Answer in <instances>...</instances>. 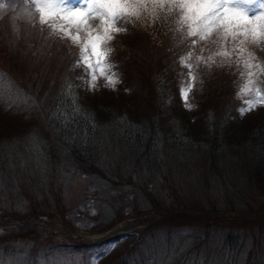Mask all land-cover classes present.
<instances>
[{
	"label": "trees",
	"instance_id": "16d2710c",
	"mask_svg": "<svg viewBox=\"0 0 264 264\" xmlns=\"http://www.w3.org/2000/svg\"><path fill=\"white\" fill-rule=\"evenodd\" d=\"M0 4L12 7L8 11L0 9V83L8 87L7 91L14 92L15 86L21 89L18 94H7L0 89V132L7 131L6 137L0 138V184L5 183L7 177L24 174L25 188L36 193L46 191L43 197L48 198V191L57 183L60 190L57 198L62 205L57 208L52 204L54 218L72 220L75 223L70 224H76L81 221L76 222L74 217L84 216V207L80 203H86L88 198L84 194L70 197L72 207L68 206L64 190L67 179L64 169L68 166L74 172L73 177L76 174L86 178L92 182L90 190L99 192L97 200L90 203L102 209L101 218L94 220L91 227L82 228L90 234L106 232L121 222L117 219L118 215H123L121 204L114 201L119 196L118 191L130 195L140 188L147 194L130 180L148 183L149 177H154L161 183L162 190H166L167 185L171 188L184 186L183 172L193 161V155L192 159H186L178 151L182 147L187 153L198 147L205 149L204 161H208V165L197 167L198 173L195 170L198 174L193 182L196 190L207 191L212 188L211 181L216 180L214 185L221 184L227 189L229 198L230 188L241 186L245 180L239 179L248 172L250 182H257V177L263 179L261 188L264 189V128L259 126L264 121V107L259 110L258 117H242L239 109L247 107L246 101L250 98L238 96L242 82L247 81L248 71L256 73L262 82L260 87L264 88V73L256 68L246 69L243 62L251 52L257 59L250 62L264 65V43L247 44L241 57L236 41L230 46L232 49L224 51L229 55L219 53L210 59L211 62L206 60L210 71L200 67L202 84H199L198 92H194L193 101L189 99L192 107L187 110L177 94L189 78L184 63H181L186 58L185 52L189 53V47L182 39L184 32L178 30L177 17H164L163 23L156 24L152 32L140 29L145 27V21L140 18L135 17L132 25L125 23L129 25L122 28L134 32L135 36L129 38L131 34H128L121 41L109 40L107 47L115 51V57L118 45L126 46L128 56L121 55L126 61L125 66L129 69L132 65L138 66V75L123 84L120 92L103 89L92 94L84 79H80L85 76L84 69L73 67L78 59L76 45L69 39L68 43L63 41L60 36L52 39L48 36L42 41L46 31H36L33 19L23 13L22 4L17 0H0ZM23 27H28L26 34L22 33ZM155 28H158L157 32ZM38 70L44 72L45 80ZM26 72L34 75L32 90L24 81ZM11 97L15 104L9 106ZM74 106L80 111L74 112ZM14 120H21V124L17 123L15 131H11L9 127ZM18 146H23L22 150H17ZM111 156H116L119 162L127 156L130 165L127 161L124 163L127 169L120 164V167L102 165L109 161L106 157ZM237 161L246 163L241 178H235L231 173ZM210 174L213 180L207 179ZM112 175L113 183L108 179ZM50 201L54 203L53 198ZM35 204L37 209L39 206L48 208L37 201L32 207ZM28 214L23 218L27 220L24 223L26 229L31 228L30 233L26 230L25 234L0 241L3 244L0 246V264H65L67 261L68 264H210V256L213 264H236L239 254L240 234L234 238V226L227 232L225 243L213 247L212 252L204 253L201 246L195 253L194 263L191 261L194 251L188 242L198 237V232L187 234L183 224L178 228L151 227L144 248H123L132 235L119 237L113 247H109V242L77 246L56 244L48 238L38 241L32 232L35 223L31 221L38 220L34 215L27 217ZM23 222L19 220V223ZM242 230L245 232L241 235L250 240L253 236L250 224H244ZM203 231L208 240L221 232L220 229L213 231L208 224L204 230L201 228L200 232ZM234 240L237 242L231 245Z\"/></svg>",
	"mask_w": 264,
	"mask_h": 264
},
{
	"label": "rangeland",
	"instance_id": "374dc122",
	"mask_svg": "<svg viewBox=\"0 0 264 264\" xmlns=\"http://www.w3.org/2000/svg\"><path fill=\"white\" fill-rule=\"evenodd\" d=\"M143 2L146 8H138V16H129L127 19H121L116 23V27L122 28L129 25L125 23H131L132 25V21L136 17L140 18V20L142 19L145 21V27L142 26L140 27V29L146 28L151 30L152 32L156 24L163 23L162 21L164 17H167V19H170L171 17L178 18V15L175 12L171 14L168 12L167 6L165 8H160L153 3V0H143ZM260 3H264V0H258L257 5L253 6L257 9V11L260 10ZM3 6L4 11L12 9L11 6ZM32 21L35 23V25L33 26L36 31H39L41 29L43 31H46V36L42 39V41H44V39H46L48 36L51 39L55 36H59L50 35L49 29L39 24L38 17L33 19ZM99 23L100 21L98 19L88 21V25L90 26L89 30L91 31L95 29L99 25ZM27 31L28 27L22 28L23 34H26ZM155 31L157 32L158 28H155ZM131 32H129L128 29H125V31L119 33L112 32L111 35L113 39H111L110 41H121L128 34H131L129 38H133L135 34L134 32ZM80 35L83 36L84 32H81ZM217 35L218 33L214 32L210 37L204 40H201L198 37H186L185 35L182 37V39L186 40L184 42L186 43V45H188V52L190 53H187V51L185 52L186 58L190 56V59L188 61H190L189 63L191 65V68L188 67L187 69L189 78L184 85V87H188L189 85L191 86L190 90L187 93L188 103L190 98V100L193 101L194 92H198V86L199 84H202L203 76H200V67H202V69L206 72L210 71V66L207 62L205 63V61L208 60L209 62H211L210 59L212 57H214L216 54L218 55L219 53L224 52L226 49H232L230 48V46H233V44L235 43L231 41V39H229L228 42L217 43L215 42L217 40ZM64 40L67 43L69 42L67 41L68 39H63V41ZM193 41L195 42L193 43ZM114 53L115 51L112 49L107 57V62L113 65L111 71L117 74L119 82L115 84L114 88L106 87L105 85L108 83V81L106 80L105 76L100 74L103 71V69H100L95 73L97 77L95 81V88L90 89L88 87L92 94L96 93L95 91L100 92L103 89H113L116 92H120L123 84L129 83L135 78L136 75H138V66H136L135 68V65H132L130 69L125 66L126 61L124 57L128 56L126 54V46L118 45V54L115 55V57L113 56ZM121 55H123L124 57ZM218 62L223 61L219 60ZM43 73L44 72L38 70V74L42 76V80H45L44 75H42ZM24 75H27L24 80L27 87L31 86L30 89L32 90V82L35 79L34 75L28 72H26V74ZM246 82L247 81H245V83ZM242 84L244 83L242 82ZM13 88L14 92L17 94L19 93V91H21V89H18L16 86ZM0 89L2 92H6L8 87L3 83H0ZM240 91L241 90H239V93ZM14 92L8 90L7 94H12ZM251 96L252 95H242L239 96V98L244 97L246 99H252ZM14 104L15 99L12 98V102L9 104V106H12ZM140 104L142 105V103ZM18 106L19 105H16V107ZM263 107L264 103L258 104L251 111H247L243 115L240 114V116L251 117L252 115H257L256 117H258V112L260 109H263ZM36 116L37 115L32 117L35 118ZM20 121L21 120H14L12 122L13 125L9 127V130L15 131V126L21 124L19 123ZM259 126L261 128H264V121H261L259 123ZM6 132L7 131L0 132V138H5L6 136L4 135ZM235 135L239 136L238 133H236ZM198 141L200 140H196V142ZM22 147L23 146H18L17 150H22ZM182 148L178 150L179 153L185 155L187 157L186 159L188 160L193 158V161L187 168L184 169L183 172L182 180L184 186L171 188L169 187V185H167L164 189H170V191L162 190L163 188L161 183L156 182V178L149 177V181L151 182L148 181V183L130 180V182H133V184H136L143 190H145L147 194H144L140 188L137 193L130 195L122 194L119 191L117 192L119 193V196L114 199V201H117V204H121L120 211H122L123 215H118L117 219H121V223L117 225L113 230L116 231V233L119 235L121 232L120 229L123 227L129 228V231L130 229H132V231H130L129 233V235H132V237L130 238L127 245H122L123 248L127 247L129 249L130 246H142L141 248H144V244H146L149 240V237L146 234L151 227L166 228V226H171L174 228H178L181 224H183L182 226H186L187 234H194L198 232V237L193 238L192 240L190 239V242H188L190 243L189 248L194 251V254L191 256V261L195 263L197 259L195 253L201 249V246L203 247L204 253H207V251L212 252L213 247L225 243L224 240H226L227 232H229L230 228L234 226L236 228L235 232L233 233L234 238H238L240 234V243L238 245L239 254L237 256L236 264H264V189L261 188L263 187V179L257 177V182H250L248 180L250 178L249 172L241 178V172L246 170V163L237 161L234 163L233 171H231L232 176L235 178H241L239 180H245V182L236 189L230 188L229 198L227 197V189L223 188L221 184L214 185L216 180L211 181L212 188L208 189L207 191L196 190L193 182H195V180L197 179V167L201 168L205 165H208V161H204V158H206L205 149L198 147L195 148L194 151L191 150L187 153L186 150ZM163 154L165 155L166 153L163 152ZM194 155L196 156V158H194ZM106 158L109 161L102 162V165L114 164L116 166H119L120 164L122 168H126V166L124 167V163H126V161L130 165V159L127 156H123V160L120 162L116 156ZM162 159L163 157L160 159L161 167ZM262 162H264V160ZM76 167L78 166L76 165ZM65 170L67 179L64 190L65 198L69 200L67 203L68 206L72 207V200L69 199L70 197L76 198L84 194L88 198L86 203H80L84 207L82 213V216L84 215L83 218H80V216L78 215L74 217L76 218V222H81L70 224L74 221L66 219V221H64L54 218L56 214L54 212V206H52V204H55L57 208H60L62 205L57 198V196L60 194V190L58 187L59 185H57V183L53 184L54 187L51 188V191H48V198H45L43 196L46 191H38L36 193L35 190L33 191L25 188L26 181H24V178H22L25 177L24 174L21 176H11V178L7 177L4 180L5 183L0 184V198L2 200L0 201V241H6L13 235L25 234L26 230L28 231V233H30L29 231L31 228L26 229L27 225L24 223H26L27 220L23 218L24 214L29 213L27 217L32 218L34 215L38 220H31L33 223H35V227L32 228V232L35 239H37L38 241L39 239L41 240L43 238H46L47 240L48 238L56 244L77 246L88 245L95 242V238L98 237H94L96 235H91L88 232L84 231L82 228L91 227L90 224H92L94 220L96 222L101 218L100 213L102 214V209L97 208L94 204L90 203L94 200H97L96 198L99 192L90 190L89 186L92 184V182L87 181L86 178L77 176L76 174L73 177L72 174H74V172L71 171L68 166L64 169V171ZM195 170H197V173L195 172ZM123 173L126 174L125 171H123ZM50 174H52L53 176V170H51ZM212 177V175H208L207 179L213 180L214 178ZM108 179H110V182L112 183L115 180L113 175L111 177H108ZM119 180H121L120 176ZM144 183L148 184V187H146ZM174 183L177 185V182L174 181ZM150 184H153V186H150ZM52 198L54 199V203L50 201ZM36 201L40 204L45 203L48 208L39 206V208L37 209L36 204L34 207H32L33 203H35ZM76 202L77 201H75V203ZM159 202L160 204H158ZM154 203H157L158 206L154 207ZM23 208L25 209V211H23ZM174 209H177V211ZM40 212L47 213H45V215H40ZM190 212L193 214L191 215ZM74 218L72 217V219ZM19 220H24V222L19 223ZM140 224L142 226H139ZM207 224L212 226L213 231L220 229L221 232H219L215 237L212 236L209 240L205 239L204 231L203 233H201L200 231L201 228L204 230L205 225ZM244 224H250V229L253 234L250 240H248L249 238H245L241 235L243 232H245L242 230ZM20 225L23 226L20 227ZM190 227H193V229ZM51 234L54 236L50 237ZM16 241H18V243L21 242L19 239H16ZM25 242L30 241H24L23 243ZM236 242L237 241L234 240L230 244L234 245ZM113 244L116 245V242H114ZM2 245L3 244H0V246ZM113 246L111 244L109 247ZM1 253L2 252H0V254ZM93 258L94 262H96V257ZM211 262L212 259L210 256V264H213Z\"/></svg>",
	"mask_w": 264,
	"mask_h": 264
},
{
	"label": "snow or ice",
	"instance_id": "6c2138e0",
	"mask_svg": "<svg viewBox=\"0 0 264 264\" xmlns=\"http://www.w3.org/2000/svg\"><path fill=\"white\" fill-rule=\"evenodd\" d=\"M257 2L258 0H153L156 6H167L170 14L175 12L178 15V30L184 32L186 37L204 40L216 32L217 43L228 42L229 39L238 41L241 57L247 44L264 43V3L259 4L260 10L257 11L253 7ZM17 3L24 6L23 13L30 19L38 17L39 24L47 27L50 35L69 39L78 47V59L73 67L84 69L85 76L80 79H84L90 89L95 88V73L100 69H103L100 74L108 81L105 86L115 87L119 81L117 74L111 71L113 65L107 62V57L112 51L107 44L113 39L112 32L125 31L116 27L119 20L139 15L137 9L145 7L143 0H17ZM3 7V4H0V9ZM93 19H98L100 23L90 31L88 21ZM81 32H84L83 36L80 35ZM220 54L229 55L227 52ZM189 59L190 56L182 59L181 63L191 68ZM256 59L255 55L249 52L243 61L244 67L256 68L264 73V65L250 62ZM261 83L256 73L247 72V82L241 85L238 96L252 95L253 98L246 101L247 108L239 109L242 115L256 105L264 103V88L260 87ZM190 87H181L185 107L189 109L192 107L187 102ZM73 111L80 110L74 106Z\"/></svg>",
	"mask_w": 264,
	"mask_h": 264
}]
</instances>
